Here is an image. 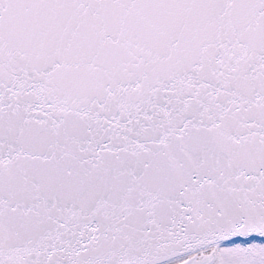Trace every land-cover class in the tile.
<instances>
[{"label":"snow or ice","instance_id":"1","mask_svg":"<svg viewBox=\"0 0 264 264\" xmlns=\"http://www.w3.org/2000/svg\"><path fill=\"white\" fill-rule=\"evenodd\" d=\"M0 264H264V0H0Z\"/></svg>","mask_w":264,"mask_h":264}]
</instances>
